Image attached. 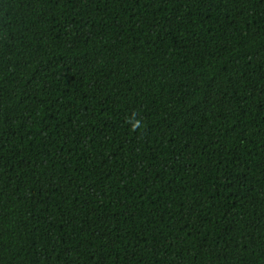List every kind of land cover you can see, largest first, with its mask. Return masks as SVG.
I'll return each instance as SVG.
<instances>
[{
	"label": "trees",
	"instance_id": "1",
	"mask_svg": "<svg viewBox=\"0 0 264 264\" xmlns=\"http://www.w3.org/2000/svg\"><path fill=\"white\" fill-rule=\"evenodd\" d=\"M0 264H264V0H0Z\"/></svg>",
	"mask_w": 264,
	"mask_h": 264
}]
</instances>
